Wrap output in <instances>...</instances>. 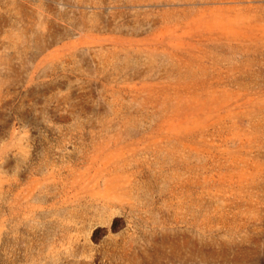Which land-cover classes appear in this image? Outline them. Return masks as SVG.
<instances>
[{
	"label": "rangeland",
	"instance_id": "374dc122",
	"mask_svg": "<svg viewBox=\"0 0 264 264\" xmlns=\"http://www.w3.org/2000/svg\"><path fill=\"white\" fill-rule=\"evenodd\" d=\"M0 264H264V0H0Z\"/></svg>",
	"mask_w": 264,
	"mask_h": 264
}]
</instances>
